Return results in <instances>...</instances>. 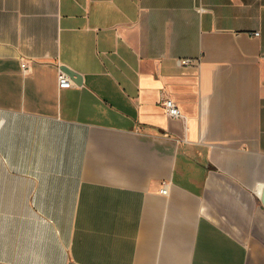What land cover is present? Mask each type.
I'll list each match as a JSON object with an SVG mask.
<instances>
[{"label":"crops","instance_id":"1","mask_svg":"<svg viewBox=\"0 0 264 264\" xmlns=\"http://www.w3.org/2000/svg\"><path fill=\"white\" fill-rule=\"evenodd\" d=\"M263 191L264 0H0V264H264Z\"/></svg>","mask_w":264,"mask_h":264},{"label":"built area","instance_id":"2","mask_svg":"<svg viewBox=\"0 0 264 264\" xmlns=\"http://www.w3.org/2000/svg\"><path fill=\"white\" fill-rule=\"evenodd\" d=\"M254 34H259V31H255ZM190 61H191V59H188V58L180 59V62H182V63H188ZM22 65H23V67L26 66L25 63H22ZM58 83L60 86H66V87L74 84L71 76L65 70H62V69H60L58 72ZM163 105H164L165 110L167 111V113L169 115H172V116H181L182 115V112H181L179 106L177 105V103L175 102V100L173 98L165 97L163 99ZM161 191L164 193L168 192V187H167L166 182L163 183Z\"/></svg>","mask_w":264,"mask_h":264},{"label":"water","instance_id":"3","mask_svg":"<svg viewBox=\"0 0 264 264\" xmlns=\"http://www.w3.org/2000/svg\"><path fill=\"white\" fill-rule=\"evenodd\" d=\"M65 70L71 76V78L72 77L73 78H76V80H78L77 78L81 76V74L79 73V71H76L75 69H71L70 67L65 66ZM262 199L264 201V191H263Z\"/></svg>","mask_w":264,"mask_h":264}]
</instances>
